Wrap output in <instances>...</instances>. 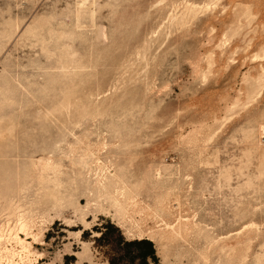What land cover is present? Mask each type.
I'll use <instances>...</instances> for the list:
<instances>
[{
	"label": "rangeland",
	"instance_id": "1",
	"mask_svg": "<svg viewBox=\"0 0 264 264\" xmlns=\"http://www.w3.org/2000/svg\"><path fill=\"white\" fill-rule=\"evenodd\" d=\"M263 124L264 0H0V260L264 264Z\"/></svg>",
	"mask_w": 264,
	"mask_h": 264
},
{
	"label": "bare ground",
	"instance_id": "2",
	"mask_svg": "<svg viewBox=\"0 0 264 264\" xmlns=\"http://www.w3.org/2000/svg\"><path fill=\"white\" fill-rule=\"evenodd\" d=\"M187 5V4H186ZM191 5V4H190ZM190 5H189V8H190ZM194 5V4H193ZM193 5L191 6V7H193ZM196 6V5H195ZM194 6V7H195ZM187 7H188V5H187ZM194 10V9H193ZM187 11H188V9H187ZM262 129L261 130H263V132H264V124L262 125V127H261ZM264 137V136H263ZM97 158L98 157H96V160H97ZM99 159V158H98ZM96 163H98V162H96ZM101 164V163H100ZM100 164L98 163L97 165L98 166H100ZM102 174V173H101ZM100 174V175H101ZM100 175H98L97 176V182H98V185H100L101 186V188H105V189H109V185H111V184H114V185H117L119 182L117 181V179L119 178V177H117V179H116V174L114 173V174H112L111 176H107V175H102V176H100ZM118 176V175H117ZM120 191V190H119ZM118 191V189H114V190H112L111 192L113 193H115V194H118V195H120L121 194V192H119ZM110 192V193H111ZM128 197H131V196H128ZM132 198V197H131ZM128 199V198H127ZM133 199V198H132ZM135 199V198H134ZM133 201V200H132ZM131 201V202H132ZM128 202L129 203H131L130 201H129V199H128ZM127 202V203H128ZM134 202V201H133ZM128 203V206L130 205ZM137 203V202H136ZM132 204H134V203H132ZM113 205H115V207L117 208V211L118 212H121V214H123L124 212H125V210L127 209L126 207V205H124L123 203H122V201L120 200V198H119V196L117 197H115L114 198V201H113ZM126 206V207H125ZM131 206V205H130ZM133 206V205H132ZM136 206V205H135ZM168 206V205H167ZM129 209H131V207L129 208ZM128 209V211H130ZM134 208H132V210H133ZM163 210V209H162ZM116 211V212H117ZM128 211H126L125 213H127L128 214ZM178 218V217H177ZM188 219V218H187ZM24 221V220H23ZM21 222V224L19 225L20 226V228H19V231H20V229H22V230H24V229H29V227H28V225H27V223L26 222ZM19 222V223H20ZM175 223V222H174ZM29 224V223H28ZM198 226H199V224H197ZM18 226V227H19ZM165 228H163V229H161L159 232H157L155 235H153L152 237H153V239H154V236L160 241V242H162L163 243V240H165V239H172V238H174V237H177V236H187L188 234H190L191 232H193L194 231V229L196 228V225L194 224H191V223H189V222H187V221H177V223H175V224H167L166 223V225L164 226ZM27 229V230H28ZM25 232H26V230H24ZM138 231H140V229L138 230ZM141 232H142V230H141ZM13 233V232H12ZM37 233V232H36ZM145 233V232H144ZM2 234V233H1ZM34 234V233H33ZM131 234H133V233H131ZM4 235V234H3ZM8 235H10V233L8 234ZM141 235V234H140ZM16 241L15 242H18L19 243V246L21 245V248L24 250V252H26L27 254H26V256H29V252L31 251V243L32 242H30V241H27V239L26 238H23L22 236H20L18 233H14V235L12 236ZM12 238V239H13ZM38 238V237H37ZM139 238V237H138ZM141 238V237H140ZM35 239V238H34ZM0 240H1V235H0ZM37 240V239H36ZM149 240H150V238H149ZM152 240V239H151ZM156 239H154V241H155ZM157 241V240H156ZM210 241H212L211 239H210ZM161 244V243H160ZM228 248V251H229V249H230V251L232 250L231 248H232V246H228V247H226L224 244H222L221 245V249L222 250H224V249H227ZM7 249V248H6ZM233 251V250H232ZM6 252V251H5ZM4 252V253H5ZM9 252V251H8ZM10 253V252H9ZM13 253V252H12ZM19 253V252H18ZM0 255H2V254H0ZM13 256V255H12ZM11 255H7L6 256V258H7V260L4 262V261H2V259L0 260V264H17V262H15V260L13 259V257H12ZM21 257V256H20ZM2 258V257H1ZM5 258V259H6ZM27 258V257H26ZM22 260V259H21ZM33 260V259H32ZM19 262V261H18ZM21 263L22 264H31V262L29 263V260H28V262H26L25 260H22L21 261Z\"/></svg>",
	"mask_w": 264,
	"mask_h": 264
},
{
	"label": "trees",
	"instance_id": "3",
	"mask_svg": "<svg viewBox=\"0 0 264 264\" xmlns=\"http://www.w3.org/2000/svg\"><path fill=\"white\" fill-rule=\"evenodd\" d=\"M104 233H102L103 235ZM127 245L134 246L137 250V257L140 258V260H145L146 257L150 256L154 260H156L155 250L152 247V244L147 239H138L133 240L130 242H125ZM109 264H113L112 262H109Z\"/></svg>",
	"mask_w": 264,
	"mask_h": 264
}]
</instances>
